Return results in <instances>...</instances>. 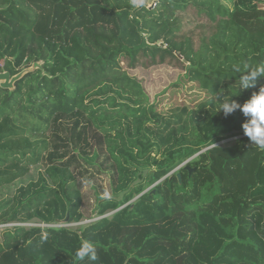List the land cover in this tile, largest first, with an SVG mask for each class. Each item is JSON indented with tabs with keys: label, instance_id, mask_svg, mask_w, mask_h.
<instances>
[{
	"label": "trees",
	"instance_id": "obj_1",
	"mask_svg": "<svg viewBox=\"0 0 264 264\" xmlns=\"http://www.w3.org/2000/svg\"><path fill=\"white\" fill-rule=\"evenodd\" d=\"M158 1L0 0L1 71L41 64L15 91L0 87V189L37 168L0 205V225H17L0 230V264H264V147L238 138L239 109L218 112L264 86L240 93L243 73L218 62L243 52L264 64V0ZM179 12L216 28L184 76L214 68L218 81L196 106L162 114L135 67L140 54L155 67L182 48ZM86 240L95 262L75 255Z\"/></svg>",
	"mask_w": 264,
	"mask_h": 264
},
{
	"label": "rangeland",
	"instance_id": "obj_2",
	"mask_svg": "<svg viewBox=\"0 0 264 264\" xmlns=\"http://www.w3.org/2000/svg\"><path fill=\"white\" fill-rule=\"evenodd\" d=\"M119 5H121L120 0ZM158 0H135V7L142 8L146 7L147 9L153 5ZM222 3L228 8H233V0H222ZM118 4H112L114 6H118ZM160 5L158 2V6L154 8V10L159 9ZM149 10H152L149 9ZM178 26H181L182 33L176 34V43L181 45L182 48L180 50H172L173 52H168L169 57L165 62L158 63L159 65H154L149 60L150 66L147 67V56L144 54H140L138 56V65L135 69H139L146 73V75H142L145 79L147 78L149 81V86L147 87L148 94L151 98V103L156 106V110L162 114H168L171 109L184 108V107H192L196 106L198 102L204 100L207 97V91L203 90L204 83L208 82L211 86H215L218 78L213 77L211 75L212 68L208 73L203 76H192V79L186 78L185 75V67L191 65L190 61L193 64V57H189L188 53L190 50L199 51L204 39L210 38L215 34L216 28L211 27L206 20L200 22L198 18H196L192 12H179L178 15ZM193 26H190L192 25ZM161 43H163L161 41ZM184 45V46H183ZM170 46V45H169ZM164 48L167 50L168 45L165 44ZM172 53V54H171ZM177 54V58L174 57V54ZM237 53H239L237 51ZM237 54L234 53L233 57L236 59ZM187 61V63L185 62ZM230 59L223 62V58L220 57L218 59L219 63L224 65V71L227 75L232 73H238L234 71V66L240 65L242 66L246 62V56L243 52L239 53V58L237 63L231 64L229 63ZM198 61L196 60V63ZM157 64V63H156ZM163 64V65H162ZM153 65V66H152ZM128 66V65H127ZM233 66V67H232ZM2 67V66H0ZM128 66L127 68H130ZM222 67V68H223ZM152 68V69H151ZM138 72V71H137ZM141 76V77H142ZM180 84L179 89H175L174 85ZM202 85L201 88L200 85ZM209 91V90H208ZM174 93V96H173ZM172 97V100H171ZM172 101V102H169ZM175 112V111H174ZM231 142V141H228ZM43 168V166L39 167ZM37 177V168L32 167L30 173L27 177L22 180L16 182L14 185L1 188L0 189V205L4 203L7 199L12 197L15 194L16 189L22 185L28 184L34 178ZM104 180L103 186L108 188V182ZM106 183V184H105ZM87 196L89 197V202L84 206L86 209H89L93 205V197L92 190H87ZM96 220V219H95ZM94 220L85 219L77 224H66L64 225L67 228L73 230H79L81 227H84ZM16 224L10 225H0V230L5 228L13 227ZM17 226V225H16ZM26 226H41L38 222H32L30 224H26Z\"/></svg>",
	"mask_w": 264,
	"mask_h": 264
},
{
	"label": "clouds",
	"instance_id": "obj_3",
	"mask_svg": "<svg viewBox=\"0 0 264 264\" xmlns=\"http://www.w3.org/2000/svg\"><path fill=\"white\" fill-rule=\"evenodd\" d=\"M133 3H135V0H133ZM234 71L243 73L239 79L240 93L256 88L258 80L264 78V64L253 66L244 63L242 67L240 65L234 66ZM237 109L245 117V122L242 124L244 135L255 145L264 147V86H261L258 92H254L251 98L243 104L233 98L224 99L218 112H223L227 116ZM75 255L81 261L87 259L90 262H95L98 260L96 247L87 240L80 245Z\"/></svg>",
	"mask_w": 264,
	"mask_h": 264
},
{
	"label": "water",
	"instance_id": "obj_4",
	"mask_svg": "<svg viewBox=\"0 0 264 264\" xmlns=\"http://www.w3.org/2000/svg\"><path fill=\"white\" fill-rule=\"evenodd\" d=\"M161 43L158 42V44ZM41 64L39 63H35L33 64V66L31 68H28V69H24L23 71H21L20 73H18L17 75H12L10 72H7V71H1L0 69V87L4 90H10V91H15L16 89V84L22 80L27 74L31 73V72H34ZM240 134H244V131L243 132H240ZM245 135H242V136H239L238 138L240 137H243ZM224 143V142H223ZM222 143V144H223ZM250 144L251 145H255L253 144L251 141H250ZM210 148H205L203 149L199 154L205 152L206 150H208ZM198 154V155H199ZM197 155V156H198ZM187 170L190 171V173L194 170L190 169L189 167H187ZM178 178H179V181L181 182V175L178 174Z\"/></svg>",
	"mask_w": 264,
	"mask_h": 264
},
{
	"label": "built area",
	"instance_id": "obj_5",
	"mask_svg": "<svg viewBox=\"0 0 264 264\" xmlns=\"http://www.w3.org/2000/svg\"><path fill=\"white\" fill-rule=\"evenodd\" d=\"M159 2V1H158ZM158 2L156 1L153 5H151L148 9H151L154 10V8H156L158 6ZM162 44V43H159V45Z\"/></svg>",
	"mask_w": 264,
	"mask_h": 264
}]
</instances>
